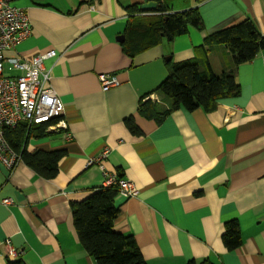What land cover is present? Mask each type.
I'll list each match as a JSON object with an SVG mask.
<instances>
[{
	"label": "crops",
	"instance_id": "1",
	"mask_svg": "<svg viewBox=\"0 0 264 264\" xmlns=\"http://www.w3.org/2000/svg\"><path fill=\"white\" fill-rule=\"evenodd\" d=\"M150 1L9 0L28 14L32 30L8 56L32 60L55 51L44 65L69 129L35 135L27 146L31 153L67 152L54 179L24 162L12 172L0 164V264H97L80 242L72 203L105 186L101 168L86 167L105 150V169L139 189L136 197L116 198L114 229L135 238L146 264H264V52L234 67L223 46L204 50L209 35L246 19L264 35V0H163L169 13L198 8L203 29L130 58L118 39L133 16L155 13L141 10ZM188 60L203 72L233 73L240 95L210 113L172 110L155 90L170 62ZM100 74L120 84L103 91ZM148 100L171 111L161 123L140 114ZM128 118L140 134L126 126ZM230 221L239 223L242 239L233 251L223 241ZM7 241L17 256L8 257Z\"/></svg>",
	"mask_w": 264,
	"mask_h": 264
},
{
	"label": "trees",
	"instance_id": "2",
	"mask_svg": "<svg viewBox=\"0 0 264 264\" xmlns=\"http://www.w3.org/2000/svg\"><path fill=\"white\" fill-rule=\"evenodd\" d=\"M137 7L132 12L137 13ZM140 13V12H139ZM203 29L204 23L198 8L184 12L169 13L160 2L158 10L150 15H136L125 30L123 51L130 58L160 45L172 42L188 33L190 28ZM221 45L233 55V65L253 61L260 52H264V35L251 19L220 30L206 38L204 50ZM169 76L158 86L155 92L173 102L172 110L184 108L194 111L202 108L213 112L218 103L226 98L237 97L241 87L233 73L216 75L211 69L203 72L195 60L169 64ZM140 114L161 123L171 111L162 110L151 100L142 102ZM126 126L133 134H140L133 118L126 119ZM46 126L29 128L20 125L8 130L7 139L18 151L23 162L45 179H54L60 170V162L66 156L65 150L28 152L27 146L33 136L45 134ZM122 177V174H118ZM120 194L118 185L102 187L82 202L72 203L74 224L83 247L94 257L97 264H146L135 238L115 231V221L120 214L116 198ZM223 241L229 251L236 250L242 244L240 226L237 221L226 224ZM8 264H25L24 261H9ZM190 264H196L191 262ZM209 264V263H208Z\"/></svg>",
	"mask_w": 264,
	"mask_h": 264
},
{
	"label": "built area",
	"instance_id": "3",
	"mask_svg": "<svg viewBox=\"0 0 264 264\" xmlns=\"http://www.w3.org/2000/svg\"><path fill=\"white\" fill-rule=\"evenodd\" d=\"M158 3L163 0H154ZM32 30L28 14L12 6L9 0H0V164L9 172L23 163L21 154L16 151L7 139L8 130L20 125L29 128L46 126V131L62 132L69 129L64 118L65 104L51 85V72L45 68L46 59L55 55V51L40 54L32 60L8 56L28 36ZM103 91L120 84L114 75H99ZM109 150L90 158L86 167L99 166L105 176V187L118 185L120 195L126 199L136 197L139 189L132 181L119 178L108 172L104 162L108 159ZM12 204L11 199L2 201ZM8 257L17 256V250L6 242Z\"/></svg>",
	"mask_w": 264,
	"mask_h": 264
},
{
	"label": "water",
	"instance_id": "4",
	"mask_svg": "<svg viewBox=\"0 0 264 264\" xmlns=\"http://www.w3.org/2000/svg\"><path fill=\"white\" fill-rule=\"evenodd\" d=\"M141 10L143 12H151V11H157L158 10V3L154 0H151L150 2L146 3V4H143L141 6ZM118 41L120 43H123L125 41V36H121Z\"/></svg>",
	"mask_w": 264,
	"mask_h": 264
}]
</instances>
